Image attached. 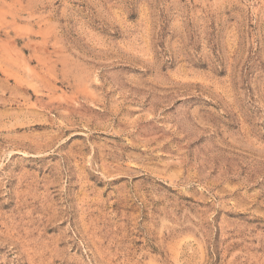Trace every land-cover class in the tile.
Returning <instances> with one entry per match:
<instances>
[{"label": "rangeland", "instance_id": "rangeland-1", "mask_svg": "<svg viewBox=\"0 0 264 264\" xmlns=\"http://www.w3.org/2000/svg\"><path fill=\"white\" fill-rule=\"evenodd\" d=\"M0 264H264V0H0Z\"/></svg>", "mask_w": 264, "mask_h": 264}]
</instances>
